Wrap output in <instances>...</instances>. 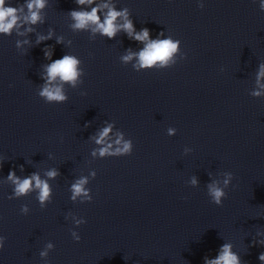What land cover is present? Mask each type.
Returning a JSON list of instances; mask_svg holds the SVG:
<instances>
[{
  "label": "water",
  "instance_id": "obj_1",
  "mask_svg": "<svg viewBox=\"0 0 264 264\" xmlns=\"http://www.w3.org/2000/svg\"><path fill=\"white\" fill-rule=\"evenodd\" d=\"M4 7L16 22L0 31V264H206L225 246L264 264V0ZM93 7L98 21L76 27L73 11ZM165 39L177 48L142 66ZM65 55L75 76L51 78Z\"/></svg>",
  "mask_w": 264,
  "mask_h": 264
},
{
  "label": "clouds",
  "instance_id": "obj_2",
  "mask_svg": "<svg viewBox=\"0 0 264 264\" xmlns=\"http://www.w3.org/2000/svg\"><path fill=\"white\" fill-rule=\"evenodd\" d=\"M85 2L92 3L93 0H77V3L83 5ZM5 0H0V31L8 32L9 29L12 28L13 24L16 22V17L14 13L16 9L13 7H4ZM42 0H36V6H41ZM33 5L29 4V8H32ZM72 15L78 21L76 27H83L88 21L96 22L98 21L97 16V8L93 7L90 13L88 12H76L73 11ZM121 15L116 11L110 10L108 16L102 24H99V27L102 29V34H106L110 39L115 37L116 27L114 26L113 21L115 18ZM7 17H11L10 21H6ZM37 16L35 13L32 15V20L35 22ZM123 28L128 30V34L131 38L137 41H143L149 38V32L147 29L140 33H134L133 24L129 20L124 25ZM177 48V43L171 42L169 39L153 41L146 45V47L139 53V59L142 62V66L151 67L154 62L164 61L169 55ZM125 59H128L126 57ZM77 61L71 56H63L61 59L53 60L48 68L49 76L51 78H55L57 75H60L64 80H70L75 76L74 65ZM42 95L48 97L49 100H63L64 97L60 95L59 90L57 89L55 92L48 90L47 88L44 90ZM107 129H105V134L107 133ZM127 145L125 149L127 150ZM52 175V173H50ZM9 178H12V174L9 173ZM35 178V177H34ZM30 179H24L22 183H19L17 186V192L23 193L30 186ZM41 182L37 179V186H40ZM76 192H79L81 189L78 185L73 186ZM48 195L47 185L44 184L42 188L41 200H43ZM213 195L216 197V202L219 204L220 197L223 195L221 190L214 189ZM2 247V245H0ZM261 260H264V255L260 256ZM238 264L237 258L234 255L229 254L227 251V246H225L224 255L220 257L217 261L206 262V264Z\"/></svg>",
  "mask_w": 264,
  "mask_h": 264
}]
</instances>
